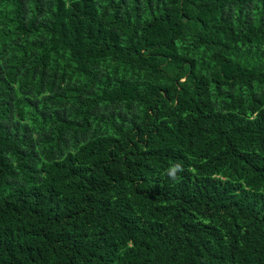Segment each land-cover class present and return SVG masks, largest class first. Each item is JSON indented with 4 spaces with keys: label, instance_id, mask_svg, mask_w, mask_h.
Listing matches in <instances>:
<instances>
[{
    "label": "trees",
    "instance_id": "trees-1",
    "mask_svg": "<svg viewBox=\"0 0 264 264\" xmlns=\"http://www.w3.org/2000/svg\"><path fill=\"white\" fill-rule=\"evenodd\" d=\"M0 264H264V0H0Z\"/></svg>",
    "mask_w": 264,
    "mask_h": 264
},
{
    "label": "clouds",
    "instance_id": "clouds-1",
    "mask_svg": "<svg viewBox=\"0 0 264 264\" xmlns=\"http://www.w3.org/2000/svg\"><path fill=\"white\" fill-rule=\"evenodd\" d=\"M178 167H179V166L173 167V168L168 172V175H169L170 177H172L173 179L176 178V171H177V168H178Z\"/></svg>",
    "mask_w": 264,
    "mask_h": 264
}]
</instances>
